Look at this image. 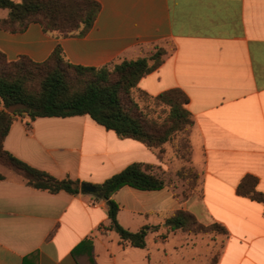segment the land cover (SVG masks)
Listing matches in <instances>:
<instances>
[{
    "label": "crops",
    "instance_id": "crops-1",
    "mask_svg": "<svg viewBox=\"0 0 264 264\" xmlns=\"http://www.w3.org/2000/svg\"><path fill=\"white\" fill-rule=\"evenodd\" d=\"M99 12L83 36L57 37L37 23L22 32L0 30L8 61L48 58L59 46L75 66L98 68L171 47L136 88L154 98L179 89L193 125L190 164L199 194L181 201L165 181L172 164L157 149L121 138L88 116L17 119L3 148L57 179L92 186L132 164L147 165L165 186H123L110 199L116 220L145 236L143 249L121 244L109 227L107 202L96 196L34 189L17 175L0 181V264H264V0H94ZM7 15L0 9V18ZM253 176L263 201L236 194ZM226 233L166 232L174 211ZM211 257L213 259H211Z\"/></svg>",
    "mask_w": 264,
    "mask_h": 264
},
{
    "label": "trees",
    "instance_id": "trees-1",
    "mask_svg": "<svg viewBox=\"0 0 264 264\" xmlns=\"http://www.w3.org/2000/svg\"><path fill=\"white\" fill-rule=\"evenodd\" d=\"M0 9L7 12L4 18H0V30L17 33L30 23H37L44 33L73 37L83 36L89 31L99 12V4L94 0H0ZM166 55L168 50L164 47H155L146 56L135 60L118 59L102 67L91 68L68 63L59 46L46 60L38 63L25 56L8 61L0 52V165L13 170L34 189L51 194L60 191L78 194L77 181L57 179L23 163L4 150L3 140L17 119L82 115L121 138L137 140L160 153L163 145L175 141L177 149L174 153L189 160L188 132L193 120L185 108L187 96L179 89H169L151 98L136 88L138 81L156 70ZM141 98L152 102L154 107L162 108L165 116L161 122L149 119L142 111L139 107ZM186 133L185 141L177 140L176 137ZM183 144L185 150L181 149ZM177 174L194 178L197 175L192 167L179 170ZM3 179L4 175L0 173V181ZM256 183L253 176L246 175L235 192L238 196L262 202L263 196L256 190ZM123 186L153 191L162 189L165 181L153 173L150 166L132 164L95 186L98 191L96 197L107 202L109 227L119 242L143 249L147 231H156L157 227H143L131 232L119 225L116 220L119 209L110 197ZM163 227L166 232L205 234L219 230L226 233L218 224L201 225L184 210L167 216Z\"/></svg>",
    "mask_w": 264,
    "mask_h": 264
},
{
    "label": "rangeland",
    "instance_id": "rangeland-1",
    "mask_svg": "<svg viewBox=\"0 0 264 264\" xmlns=\"http://www.w3.org/2000/svg\"><path fill=\"white\" fill-rule=\"evenodd\" d=\"M168 50H171L170 46H167ZM139 107L142 108V111L148 115L149 119L157 120V122H161L164 119L165 114L162 111L161 107H154L152 102L145 100L144 98L140 99ZM177 140L185 141L187 138V133L179 135L176 137ZM185 144H183L181 149L185 150ZM180 148V146H179ZM177 149V142L173 141L171 143H167L161 147V156L163 155L164 159L167 160L168 156L171 155V158H168V162H171L172 168L165 178V181L169 187L172 188L173 196L181 201H185L190 199L193 195L199 194V174L194 170L191 166L190 159L187 158H179L174 153ZM192 167L193 170L196 172V178L194 177H187V176H180L177 173L179 170ZM0 173L2 175H11L14 173L13 170L7 169L0 165ZM15 174V173H14ZM183 175V174H182ZM185 211V210H184ZM187 212V211H186ZM189 213V212H188ZM208 233H215L222 235L219 230H210L207 231ZM207 234V233H205ZM211 259H213L211 257Z\"/></svg>",
    "mask_w": 264,
    "mask_h": 264
},
{
    "label": "water",
    "instance_id": "water-1",
    "mask_svg": "<svg viewBox=\"0 0 264 264\" xmlns=\"http://www.w3.org/2000/svg\"><path fill=\"white\" fill-rule=\"evenodd\" d=\"M80 191L89 195H93V196H98V191L97 189L89 184H82L80 186Z\"/></svg>",
    "mask_w": 264,
    "mask_h": 264
}]
</instances>
